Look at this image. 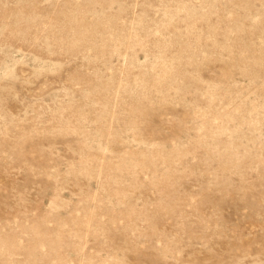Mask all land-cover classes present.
Wrapping results in <instances>:
<instances>
[{"label":"rangeland","instance_id":"374dc122","mask_svg":"<svg viewBox=\"0 0 264 264\" xmlns=\"http://www.w3.org/2000/svg\"><path fill=\"white\" fill-rule=\"evenodd\" d=\"M0 264H264V0H0Z\"/></svg>","mask_w":264,"mask_h":264}]
</instances>
